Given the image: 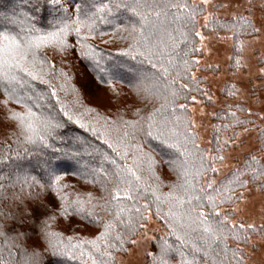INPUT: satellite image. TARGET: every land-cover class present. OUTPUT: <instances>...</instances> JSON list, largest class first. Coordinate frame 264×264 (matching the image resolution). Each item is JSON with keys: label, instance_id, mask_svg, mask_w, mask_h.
<instances>
[{"label": "snow or ice", "instance_id": "snow-or-ice-1", "mask_svg": "<svg viewBox=\"0 0 264 264\" xmlns=\"http://www.w3.org/2000/svg\"><path fill=\"white\" fill-rule=\"evenodd\" d=\"M207 3L208 0H202V4ZM249 4L256 6L255 0H249ZM49 6L57 12L66 11L65 0H28L22 18L7 15L0 17V28L3 29L0 30V89L4 97L0 104L6 109L7 118L15 121L16 130L13 135L16 143L22 147L31 146L23 147L22 152L16 150L12 154L0 153V238L8 249L7 258L3 255V249H0V264H17L13 260V247L22 250L18 264H43L42 252L39 250L41 241L44 252L53 255L67 253L68 245L64 243L63 234L51 227V222L56 220L54 213L67 217L71 210L82 218L93 217L99 221L98 209L110 211L112 207H116V214L113 219L103 221V231L99 236L94 240L80 242L92 246L87 253L82 250L80 256L87 254L91 264H116L113 250L117 245L123 250L125 242L135 244L136 241L130 237L135 235L138 228L145 226L140 223L141 220L149 219L145 213L149 211L150 205L146 202L137 206V202L149 192L156 205L157 216L161 213V205H168L166 215L171 234L179 241L175 248L166 240L163 241L159 254L153 257V264H173L168 258L173 252L180 257L176 264H245L241 245L251 242V233L257 231V226L237 224L231 219V213L240 211L238 205L231 213L221 209V205L235 203V200L242 198L235 192V187H245L247 181L240 179L244 172L237 170L225 184L217 186L215 181L209 179L205 181L206 187L203 186V177L208 172L217 171L212 163L223 160V157L209 156L201 149L196 143L197 133L194 131L192 117L186 111L177 113V108L186 109V105L178 104V100L184 90L189 89L188 83L177 86V82L187 78L198 83L191 72L194 63L198 61L191 58V53L199 49L193 46L181 53L179 49L182 40L177 39L176 34L179 33L183 40H187V24L184 21L192 23L194 29L195 17L204 8L190 5L185 0H129L128 3L118 5L126 7L138 17L137 21L125 29L127 35L121 36V39L130 41L123 50L125 54H132L134 59L139 55L150 66L136 70V83L133 87L136 96L142 101L153 103V107L146 114H141L142 110L135 108L132 113L134 119H125L119 115L114 120H108L98 116L89 125H85L82 114L73 111V107L59 96L60 91L67 92V89L64 84L57 85L54 81L67 74L62 70L57 74L55 64L44 49L50 47L57 54L64 53L71 47L68 37L75 32L81 56L91 59L101 72H106L101 66L99 53L87 42L95 32V21L77 19L68 22L60 18L59 26L53 25L54 30L45 32L34 22L35 13L47 10ZM259 8L260 28L256 27L251 15L239 16L244 21L241 27L251 28L252 33L264 28V0H260ZM173 9L176 11L173 12ZM248 10L251 13L252 9ZM83 28H87V33L81 35ZM194 35L203 41L200 32ZM73 92L76 90L73 89ZM183 98L187 99V96ZM52 99H55L59 112L68 121L82 128L88 127L121 160L127 161L131 150L133 164H118L98 145L83 143L84 155L99 157L101 161H109L114 165L112 171H106L103 166L91 170L94 176L104 173L105 195L99 197V202H93L97 198L91 193L86 194L87 199L80 194L70 199L69 194L63 191L69 186L62 182L63 177L58 174L53 160L57 153L68 154L71 145L68 148L56 146L55 141L62 139L57 130L64 127V121L56 113ZM192 99L195 100V97ZM10 103L21 106L23 111L9 108ZM73 104L83 107L78 95ZM228 115L234 118L233 125L244 123L235 117V113L230 112ZM100 120H103L102 124ZM142 136L152 137L174 149L175 158L158 161L153 152L146 151L139 142ZM261 136L264 137V129H261ZM73 143H81V138L74 137ZM193 159L199 162L198 165H193ZM251 160L257 165H248L252 172L251 179L253 182L259 181V187L264 190V164L255 156ZM158 163L161 166L167 164L177 178L176 182L169 185L167 193L159 191L163 181L156 171ZM5 169L6 172L3 171ZM37 169L40 170L39 176L33 175ZM109 184L111 187H108ZM51 193H55L60 201L58 208L51 199ZM124 200L132 201L131 206L123 204ZM119 226L126 229L127 235L119 230ZM30 229L33 235H29ZM259 231L264 233V225L259 226ZM20 240L24 243L19 244ZM230 241L234 246L230 245Z\"/></svg>", "mask_w": 264, "mask_h": 264}, {"label": "trees", "instance_id": "trees-1", "mask_svg": "<svg viewBox=\"0 0 264 264\" xmlns=\"http://www.w3.org/2000/svg\"><path fill=\"white\" fill-rule=\"evenodd\" d=\"M15 2V3H14ZM129 0H65V9L66 11H54L51 6L48 7L47 10H40L35 13V21L37 27L41 28L43 31H52L53 25L59 26L58 21L60 18L67 20L68 22H72L74 20H81L85 22L95 21V32L92 36L88 38V43L92 44L99 56L101 57V66L106 69V72H101L99 68L95 66L94 61L89 58H85L81 56V47L77 44V36L75 32H73L69 37L68 41L71 47L69 48L70 54L72 58L81 66L83 69L80 72L82 76H86L91 81L90 84L92 87L96 88L98 91H107L110 92L113 97L119 96V98H128L127 92L129 94L136 93L134 91V84L136 83L135 76L137 75L138 68H147L150 67L147 65L146 61H144L143 57L136 55L135 59L132 54H125L123 51L128 47L130 41L121 39V36H126L127 29L133 22L138 20L129 9L126 7H120L118 5L128 3ZM186 3L190 5H198L204 8V11H199L195 17V27L193 29L192 23H188L187 20L184 23L187 24V28L185 29L188 32V39L183 40L179 33H177V39L182 40L180 44L179 51L183 53V51L191 49L195 46L199 49L198 37L194 35L195 32H198L200 29L202 32L207 34H229L232 36V56L230 60V66L233 67L234 63L238 59L240 55V43L243 39L252 36L255 33H252L251 28L241 27L244 24L243 20L239 19V16L248 17V14H242L236 17L235 19H217L216 17H212L208 19L207 26L200 27L198 26V20L204 16L205 7L202 4H195L191 0H185ZM13 3L15 8L7 13L5 9H7L10 4ZM28 6V0H0V17L5 15L7 16H18L22 18V14L25 12L26 7ZM51 12L55 13L56 21L49 23L46 18ZM173 12L176 10L173 9ZM4 12V13H3ZM0 30H3L0 28ZM87 33V28H83L81 31V35ZM46 51V48L44 49ZM44 51V52H45ZM48 55V54H47ZM49 56V55H48ZM200 57V50L191 53V58L197 61ZM50 58V56H49ZM73 61V59H72ZM197 63H194L191 72L196 69ZM174 76L175 73H172ZM109 80L111 82L109 83ZM198 83H193L190 79H182L177 82V86L180 83H188L189 89L184 90L183 96H187V99H184L183 96L178 100V104H185L186 109L181 110L177 108V113L179 114L181 111H186L189 115L188 106L192 101V97H198L202 95L203 90L201 89V79L197 77ZM263 81L262 88L264 89V77L261 78ZM57 85L61 84V82H55ZM43 87V86H41ZM70 89H74L72 87V83L68 84ZM78 88V87H77ZM76 89V88H75ZM192 89H195L194 91ZM77 90V89H76ZM233 90L232 89H224L222 92L223 97H231ZM59 96L63 101L68 103L73 107V111L82 114V122L85 125H89L92 121L96 120L98 116L106 117L108 120H114L117 118L115 114L110 111H106L103 108H94L89 105L85 99H80L81 104L75 105L73 102L75 98L73 97H65L64 91H60ZM89 95V94H87ZM137 97V96H136ZM3 91L0 89V100H2ZM103 100V99H102ZM142 108H140L141 114H146L151 111L153 107V103H148L147 101H142ZM51 103L55 106L56 113L59 114V117L62 121H64V127L57 130V134L62 139H58L55 141L57 147L64 146L68 148L71 145V151L68 154L57 153L53 163L56 165L58 174L63 177V183L67 184L69 187L63 189L64 192L69 194L70 199H75L76 194H80L82 198L87 199L86 194L91 193L97 200L93 202H99V197L105 195L103 182H104V173L101 172L98 175H93L91 173L92 169H98L101 166L106 171H112L114 169V165H112L109 161H101L99 157H93L84 155L82 152V145L84 142H91L93 145H98L101 149L108 152L113 159L117 161L118 164L127 163L129 165L133 164L132 153L129 151V158L127 161L121 160L111 149L107 147L102 139H98L97 135H94L91 131H89L88 127H81L79 124L74 123L73 121H68L67 117H64L62 113L59 112V105L56 103L55 99L51 100ZM209 103V102H208ZM131 107L133 105H130ZM9 108H14L17 111H23L21 106L16 104H9ZM129 108V106H128ZM127 108V109H128ZM0 109L7 117V112L5 108ZM86 109H94V111L88 112ZM235 113V117L239 118V120L244 121V123L239 126L233 125V117L228 115V113ZM123 115V114H122ZM125 119H134L135 117L131 115L130 117L124 116ZM10 120V119H9ZM248 121H251L249 123ZM264 122V116L261 119ZM15 122V121H14ZM100 123H103V120H100ZM214 123V132L211 137L210 153L212 155H217L221 145L219 143V138L222 133H232L230 138H234L238 130H245L254 128L257 130V140L258 149L250 154L245 155L240 163L230 171L227 175L219 179L216 184L219 186L220 184L227 183L228 179L232 178V174L237 170L244 172V175L240 177L241 180L247 181L244 188L235 187V192L237 194L241 193L246 187H253L258 190L260 193L264 194V190H261L259 187V181L253 182L252 172L248 168V165L251 164L252 167H257L255 163L252 162L251 157L255 156L256 159L264 164V137L261 136V129H264V126H260L257 124L254 116L247 114V111L241 104H227L223 103L221 108L217 110L213 116ZM228 125V127H225ZM9 134L0 138V153L12 154L14 151L19 150L23 151V147H31L30 145H24L23 147L16 143V137L13 136L8 138ZM74 137H80L81 143H73ZM10 139V140H9ZM139 142L144 146L146 151H152L155 155L156 159L159 161L163 159L164 161H168L170 159L175 158V150L168 148L165 145H162L160 141L152 138V137H140ZM197 143V141H196ZM221 149H227L228 144L221 145ZM205 152V148L200 146ZM217 149H219L217 151ZM80 152V155H72L71 153ZM208 153V152H207ZM209 154V153H208ZM209 154V156L211 155ZM211 155V156H212ZM28 159H31L30 157ZM198 161L193 159V165H198ZM213 165V163H212ZM3 171H7L6 169ZM157 174L160 175L161 180L163 181L162 186L159 191L161 193H167L169 191V185L171 183L176 182V175L168 168L167 164L161 166L159 163L156 166ZM33 175H40V170L37 169L33 172ZM214 175L212 172H208L203 179L201 180V184L206 187L205 181ZM108 187H111L109 184ZM51 199L55 202L56 207L58 208L60 201L56 198L55 193H51ZM150 205V209L148 212L151 213V216L157 220V222L163 227L164 234L156 235L154 241L152 242V256L149 259V264H153V257L157 256L160 252V246L163 241H167L168 244L172 245L173 248L179 245V241H177L176 236L171 234L172 229L169 227V218L166 215L168 205H161V213L159 216L156 215V205L153 203L151 193H145L144 197L141 198L137 202V206H142L145 203ZM236 202V200H235ZM123 204L131 206L132 201L124 200ZM233 203H226L221 205V209L226 212H230L227 207H230ZM116 207H112L110 211H101L98 209V213L100 216V220L97 221L93 217H83L80 215H76L71 212L65 217L60 215L58 212L54 213L56 215V220L51 222V227L54 231L60 232L63 234L64 243L68 245V252L62 255H53L51 252L43 251V241L40 242L39 250L42 252V261L43 264H91L88 260L87 254L83 257L80 256V252L83 250L87 253L91 250V244H80L83 240H94L97 236H99L100 232L103 231V221L113 219L116 214ZM207 210V209H206ZM145 215H147V213ZM231 213V212H230ZM232 216V214H231ZM38 224V222H36ZM141 224L146 223L145 220L140 221ZM142 228H138L135 232V235L131 236L130 239L133 240L135 236L139 233ZM119 230L123 231L125 235H127V231L123 226H119ZM29 235H33L32 230H29ZM114 235V233H113ZM264 233L259 231V227H257V231L251 233V237H262ZM71 238V239H69ZM19 244H23L24 241H18ZM31 243V241H29ZM230 245L234 246L233 242H229ZM131 243L125 242L123 246V250L117 245V248L113 250V255L117 258L120 255H124L127 249L129 248ZM79 245V247H77ZM245 245H241L243 247ZM0 249H3V255L7 258L8 249L5 247L4 241L0 238ZM13 253V260L18 262L21 260V249L18 247H13L11 249ZM188 251V249H185ZM230 255V254H229ZM169 259L172 260L173 264H176L179 261L180 257L175 252L171 254Z\"/></svg>", "mask_w": 264, "mask_h": 264}, {"label": "rangeland", "instance_id": "rangeland-1", "mask_svg": "<svg viewBox=\"0 0 264 264\" xmlns=\"http://www.w3.org/2000/svg\"><path fill=\"white\" fill-rule=\"evenodd\" d=\"M191 1L195 4H202V0ZM259 3L260 0H255L256 6L253 7L249 4V0H208L207 4H202L205 7V14L198 20V26L199 28L205 26L208 19L212 17L228 20L247 13L248 16L251 15L254 18L256 27L260 28L258 23L261 16ZM14 8V4L11 3L5 11L8 13ZM249 8L252 9L251 13ZM49 13L46 20L49 23L55 22L57 18L55 13H52L51 10ZM198 32L204 39L201 41L198 37L200 57L197 59L198 63L192 74L201 79L203 92L195 100L192 99L188 110L194 121L197 144L203 146L211 154L210 141L215 128L213 116L223 103L243 105L247 114L254 116L257 124L264 126V122L261 121L264 116V89L261 80L264 77V28L241 41L240 55L233 67L230 66L232 36L229 34H207L200 29ZM45 53L55 64L57 74L61 70L67 74L54 81H60L65 85L67 89V92H64L65 97L69 95L68 97H73L76 100L78 95L80 99H85L94 108H103L115 116L123 114V116L130 117L135 108H142L144 103L133 93L127 92L128 98H119V96L113 97L110 92L98 91L92 87L89 78L80 74L83 68L72 58L69 48L64 53L57 54L54 49L48 47ZM69 83H72V87L77 89L74 88L76 92L68 87ZM227 88L233 90L231 97L222 96L223 90H227ZM1 108L5 107L1 104ZM15 130V122L9 120L0 109V138L8 134V138L13 137ZM230 136H232L231 132L221 134L219 143L221 145L226 143L228 146L227 149L222 150V146L219 145L220 150L217 156L223 157V160L213 162L212 167L217 171L207 180L211 179L217 182L236 168L245 155L258 149L257 130L254 128L247 131L238 130L234 138H230ZM239 195L242 198L236 200L226 209L231 212L233 208L239 206L240 211L231 213V219L237 224H255L257 227L264 225V194L253 187H246ZM147 216L149 219L146 220L145 226L133 239L136 243L130 244L124 255L118 256V264H149L148 261L152 256V242L156 235L163 236L164 230L150 212L147 213ZM241 248L244 250L245 264H264V238L251 237V242Z\"/></svg>", "mask_w": 264, "mask_h": 264}]
</instances>
